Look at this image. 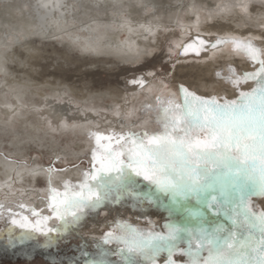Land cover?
Returning <instances> with one entry per match:
<instances>
[{
    "label": "rangeland",
    "instance_id": "1",
    "mask_svg": "<svg viewBox=\"0 0 264 264\" xmlns=\"http://www.w3.org/2000/svg\"><path fill=\"white\" fill-rule=\"evenodd\" d=\"M67 1L65 2L67 9L75 8L74 4L78 2V0H75V3L72 2L73 0ZM242 1L244 5H240ZM180 2L184 6L181 8V14L185 15L189 22H182L179 17L178 12L181 9L177 5ZM191 2H194L195 6L191 5ZM153 8L145 12L150 13ZM156 8L162 15L161 17L159 15L158 26L153 29L149 27V31L141 32L146 36L141 39L148 40L152 46L149 47L148 53L138 54L135 57L128 55L125 58L121 54L99 53L92 49L88 50L89 47L85 46L87 50H84L81 48V41L91 37V34H86V29L84 28L83 31L81 24L75 20L69 21L68 25L72 23L71 29H75L73 33L80 37L58 38L48 35L47 37L46 35L24 37L20 34L18 39L20 43L29 42L35 49L36 55L30 61L34 64L37 74L45 71V77L50 83L73 91L78 100L91 92L106 95L110 93L119 101L121 99H127L128 102L134 99L139 101L145 85L137 87L131 81L140 76L146 78L148 83L146 86L151 82L163 83L171 90H175L178 94L176 101L180 96L182 97L176 88V83L179 81L190 84L193 90L202 96L228 95L234 98V90L228 88L226 92L225 89L234 74L251 70L245 53L234 49L230 51L229 43L203 51L198 57L194 55L184 57L177 53L180 51V46L197 35L207 40H214L217 37L231 40L241 36H259L264 33V24L247 17L249 15L254 17V13H260L261 9H264V0H162ZM122 16L127 15L123 13ZM128 24L130 23L119 26L127 27L125 25ZM119 26L114 27L116 29ZM119 38L124 41L127 33L122 31ZM257 43L264 45V40H258ZM139 50L136 48V51L139 52ZM94 72H99V75L95 77L89 75ZM69 75L71 79H68ZM33 76L37 81L42 79L40 76L37 78L38 75L33 74ZM45 89L47 92L50 91V87ZM250 97L255 100V103L248 105L247 111L234 115L231 107L225 104L223 113H218L215 117L222 125L221 131L224 128H227L229 132L235 130L238 139L230 138L227 143L217 142L204 148L190 146L195 139L208 134L207 126L203 123V119L199 122H190L183 109H173L177 118L176 122L183 124L184 135L171 136L160 132L155 135L170 137V139L154 145L146 142L153 134L145 131L147 136L139 133L134 138L120 139L117 142L118 144L123 142V150L134 159L136 150L143 149L149 157L143 161L150 174L149 179H144L142 171L135 167L129 168L128 165L112 169L111 175L99 174V170L93 174L96 178L84 175L102 190L133 185L130 190L139 189L145 192L142 194L135 192V198L139 200L138 206V202L144 199L143 196L146 194L159 200L162 211L157 215L153 214L154 219L151 218L152 216L142 219L137 210L133 209L129 212L123 209L126 214L121 216L130 217L131 215L130 220H134L132 222L138 228L137 232L142 233L140 236H147L144 243L136 244L138 250L143 251L144 257L132 249L127 253L132 264H215L214 260L221 252L229 253L232 259L238 255L246 262L254 264V261H250L248 249L254 251L256 245L264 246V111L256 107L261 101L252 97L251 94ZM61 105L66 106L65 111L69 116L66 115L65 118L72 124L77 118L69 113L71 108L75 109L77 106L70 103L67 97L61 101ZM201 115L203 117L204 114L201 113ZM98 127V125L90 127V131L85 133L91 141H94L93 147H84L81 143H78L76 147L74 143L82 138L79 133L75 135L53 130L52 134L55 136L53 142L66 149L58 150V156L43 153L45 150L35 146H31L28 150V154L24 156L25 160L22 155H12L9 151L3 153L17 161L19 166L27 163L30 166L35 157L40 165L42 164V168L46 167V172L51 174L57 170L49 169L50 163H55L56 168L61 171L72 172L78 168L84 173L90 167L91 151H94L96 145L111 147L100 145L99 136L96 140L94 139L92 133L97 131ZM99 131L110 133L114 129L103 127ZM244 134H248L247 136L255 142L253 151L250 148L246 151L247 153L243 151L242 140H247V136L245 139L241 138ZM238 145H240L239 149ZM230 148H235V151H229ZM71 151L78 154L75 155ZM119 151L120 148L117 147L116 152ZM54 157H59V160H54ZM43 184L41 180L40 186L42 187ZM8 187L0 192V198L2 197L0 199V264H117L115 262H122L118 252L111 255L102 254L96 243L86 239L88 235L94 233L101 239L115 238L125 233V229L118 224H107L108 221L121 218L120 216L115 217L117 215L111 212L94 218L88 212H83L81 208L69 205L67 207L71 212L69 222L74 224L75 231L64 232L47 222V226L55 228L56 231L46 236L41 234L38 225H32L29 220L23 219V215L21 221L13 222V214H24L22 205L29 203L15 200L19 188ZM10 188L11 191L8 190ZM57 190L53 189L56 195H59ZM9 193L12 195L9 196ZM91 193V191L88 192L89 199L93 197ZM41 195L46 197L48 203V192ZM29 196L36 197L34 193ZM21 197L24 198L23 195ZM63 199L70 200V197H63ZM36 200L39 204H33L34 209L48 216L42 201L39 198ZM140 205L150 209L154 207L148 200ZM191 214L196 215L197 218L191 219L189 217ZM26 215L32 217L31 220L38 219L31 212ZM85 217H88L86 223ZM55 219L58 220V217ZM150 227H153L155 233H151ZM25 229L31 230L25 231ZM45 244L49 247H43ZM118 247L123 248L121 245ZM261 253L259 257L264 261V250ZM216 264L224 263L221 261ZM257 264H264V262L259 261Z\"/></svg>",
    "mask_w": 264,
    "mask_h": 264
},
{
    "label": "bare ground",
    "instance_id": "2",
    "mask_svg": "<svg viewBox=\"0 0 264 264\" xmlns=\"http://www.w3.org/2000/svg\"><path fill=\"white\" fill-rule=\"evenodd\" d=\"M66 1L67 0H44V3H41V0H0V192L6 190L8 186L19 188V192L16 193L17 196L15 195V200L26 201L29 203L27 205L29 207H33V204H37L36 198H39L43 203L42 205L45 206L46 213L58 217V220L54 218L48 223L64 232L67 230L75 231L73 227L74 224L69 222L71 220V212L69 208H67L69 205H75L81 208L83 212H88L89 215L91 214L90 216L94 218L100 214L104 216L105 214L113 212L117 215L115 217L120 216L121 218L108 221L107 224H118L125 229V233L119 237L104 239H101L99 235L94 233L88 235L86 239L96 243L102 254L111 255L114 252H118L122 262L118 261L115 263L132 264V260L127 256V253L132 249L143 256V251H139L136 244L144 243L147 236H140L142 233L140 234L137 232L138 228L133 224V219L131 218L132 220H130L131 215L130 217L121 215L126 214L124 211L125 209L129 210V212L135 209L137 213L141 215L142 219L147 216H152L151 218H153L155 217L153 214L157 215L158 212L162 211L159 206V200L154 199L150 194H144V199L142 198V202H138V206L137 201L139 200L135 198V195L136 193L142 194L145 192L139 189H135L136 191L134 189L130 190L133 185H123L117 188L102 190L100 186H96L92 181L88 180L84 176V173L78 168L74 169L72 172L60 170L58 172L54 171L55 173L51 174L46 172L47 169L45 170V165V168H42V164L40 165L35 157H33L34 160L30 166L27 162V164L19 166L20 164L18 165L17 161L7 157L3 153L4 151H9L12 155H22L24 157L28 154V150L31 146H35L41 150H45L43 153L50 156H58V150L63 149V151H65L66 149L59 147L58 143L53 142L55 140V136L52 134L53 130L69 132L75 135L79 133L82 135V138L78 139L75 143L73 142L76 144V147L78 143H81L84 147H93L94 141H91L85 133L90 131V127H94L95 125L99 126L97 128L98 130L103 127L114 129L120 139H126V137L128 139L131 137L134 138L136 135L138 136L139 133L145 136V131L153 135L159 134L160 132L167 133L171 136L177 134L184 135L181 124L177 122L175 125V132L164 126L166 117L162 109L171 107L172 104H175L178 94L175 90H171L163 83L151 82L149 85L143 86L144 89L139 101L136 99L131 102H128L127 99H121V101H119L116 96L114 97L110 93L106 95L105 93L96 94L91 92L88 93L86 97H82L78 100L73 91L67 88L66 90L62 89L60 85L50 83L45 77V71L37 74L34 64L30 61L36 55L35 49L32 48L29 42L20 43L18 39L20 34H23L24 37L34 35H46L47 37L48 35L58 38H65V36L75 38L79 35L73 33L75 29H71L72 23H70V26L68 25L69 21L75 20L81 24L80 26L83 31L84 28L86 29V34H91V37H87V39H80L82 40L80 44L82 46L81 48L84 50H87L85 47H89L88 50L92 49L99 53L121 54L125 58H127L128 55L135 57L138 56V54L148 53L149 47L152 46L148 40L141 39L146 37L141 32L143 30L149 31V27L153 29L158 26V21L162 15L159 13L160 10H158L156 6L162 0H78L77 4H74L75 0H73L72 2H74L75 8L71 9L66 8ZM87 2L88 4H86ZM193 3L191 2V5H194ZM247 4L248 3H246V5ZM93 5L98 6V8H95ZM240 5H244V2L242 1ZM151 7L154 8L150 13L148 11V13L145 12ZM177 7H179V9L183 8V3L180 2ZM261 10L260 13H254V17H252V15L247 17L252 21L255 20L258 23L264 24V9ZM181 11L182 9L178 14H180L179 17L182 22H189L185 15L181 14ZM68 13L70 15L67 16ZM123 13H126L127 16H122ZM177 18L178 17H176V19ZM218 18L220 17L218 16ZM127 22L130 23L125 25L127 27L119 26L120 24H127ZM112 24L119 27L115 29ZM122 31L127 33V38H125L124 41L119 38V34H121ZM10 39L12 41H10ZM73 43H75V41ZM97 46H99V48ZM136 48L140 49L139 52L136 51ZM33 74L38 75L37 78L40 76L42 79L37 81ZM47 87H50L49 92L45 89ZM106 96L108 98H106ZM66 97L70 100V103L77 106L75 109L70 107L71 110L69 114H74L73 117L77 118V120H72V126L67 128L61 123L62 121L70 122L69 119L65 118V116L68 115L67 111H65L66 106L61 105V101L66 99ZM79 104H81V106ZM72 111L78 113L75 114ZM168 123L171 125V121ZM129 133L135 135L129 137ZM247 135L244 134L241 138L243 137V139H245ZM241 144V147L244 148V152L249 151V148L253 151L256 146L255 142H253L249 136H247V140H242ZM239 146L240 145H238V149ZM234 149L230 148L229 151L232 152ZM71 153L75 155L78 154V152L75 151H71ZM41 180L44 183L42 187L40 186ZM12 182L13 184L11 185ZM65 184L69 185V190L64 195V198L70 197L71 201L68 199L66 200L71 203H69L66 208L58 209L57 212H53L46 202V197L41 194L47 193L49 188L58 189L62 192ZM75 185H79V187L76 188ZM8 190L11 191L12 189L10 188ZM89 191L92 192V199H89ZM33 193L36 197L29 196ZM10 195L12 194L9 193V196ZM21 195H23L24 198H22ZM146 200L153 204L154 207L152 206V209L140 205V203L142 204ZM104 204H107V207H103ZM97 209H99L98 214L96 211ZM23 213H25V211ZM61 216L63 219L60 218ZM191 216H189L191 219L197 218L196 215ZM47 225L46 223V226ZM150 229H152L150 230L151 233H155L153 227H150ZM119 245L123 246V248L119 249ZM256 248L254 250L255 252L248 249L250 261H254V264H257V262L259 263V261L264 262L262 261L263 259L259 257L262 250H264V246L256 245ZM206 259L203 260L206 261ZM214 261L215 264L217 262L221 263V261L224 264H250L249 261L246 262L243 257L236 255L235 258L232 259L229 253L222 252Z\"/></svg>",
    "mask_w": 264,
    "mask_h": 264
},
{
    "label": "snow or ice",
    "instance_id": "3",
    "mask_svg": "<svg viewBox=\"0 0 264 264\" xmlns=\"http://www.w3.org/2000/svg\"><path fill=\"white\" fill-rule=\"evenodd\" d=\"M41 3H44V0H41ZM46 6V5H45ZM258 40H264V33L259 36H241L233 38L231 40H225L220 37H217L214 40H207L203 37L197 35L184 45L180 46V51L177 55L187 57L189 55L200 56L203 51H207L210 48L222 46L225 43L230 44V51L237 50L246 54L248 58V63L251 66V70L244 71L242 74H234L233 77L229 79L228 87L225 91H228V88L233 89V97L230 98L228 95L223 96H202L198 94L197 91L193 90L190 84H187L183 81L176 83V88L179 93L182 94V97L176 101L175 104H172L171 107L163 108L165 114L164 126L165 128H170L173 132L176 131V116L173 112V109H183L185 111L188 121L199 122L201 119L204 120V124L207 126L208 134L202 136L199 139H195L194 143L190 146L197 148H204L209 145H214L217 142L227 143L229 139H238L237 133L235 130L229 132L227 128H224L221 131L222 125L219 120L215 119L218 113H223L225 104H228L234 115H238L241 112L247 111V106L254 104L255 100L250 97H255L261 101L260 104L256 107L264 111V45L258 44ZM155 59V57L153 58ZM167 71V66H165ZM89 75L95 77L99 75V72L89 73ZM70 78V75H69ZM131 83H134L137 87L147 84L145 77L140 76L138 78H133ZM195 101V103H194ZM151 107V106H145ZM203 113V117L201 115ZM171 121V125L168 123ZM62 125L67 128L72 126L68 121H62ZM183 124H181V129ZM94 139L96 140L97 136L100 137V145H110L111 147H99L96 145L94 151H91L90 167L87 171L84 172V175L93 176L99 170V174L111 175L112 169L122 168L124 165H128L129 168H137L144 173L143 178L149 179L150 174L144 166V159H148L143 149H137L135 152V159L133 156L129 155L123 150V142L117 143L120 140L119 135L114 131L110 133L101 132L99 130L92 133ZM123 135V134H121ZM135 134L129 133L128 136H134ZM147 136V134H144ZM165 139H170V137L157 136L153 135L146 142L148 144L159 145ZM127 140V137H126ZM117 147L120 148L119 152H116ZM131 147V146H130ZM97 153L99 154L97 156ZM54 160L58 161L59 157H54ZM49 169H55L59 171L60 169L56 168L55 163H50L48 165ZM93 178H96L93 176ZM76 188L79 185H75ZM64 190L59 192V195L49 188L47 201L51 208V211L57 212L58 209L65 208L71 203L63 199L64 195L69 190V185H64ZM25 210L24 214L15 213L13 214V222L21 221L22 215L23 219L30 221L32 225H38L41 231V234L48 235L53 231H56L55 228L51 226H46L47 222H50L52 219L56 218L54 216L48 215L44 216L41 211H37L34 208H29L27 205H22ZM103 207H107V204H104ZM97 214L99 209L96 210ZM31 212L33 216L38 217L36 220H31L26 214ZM63 219V217H60ZM85 223L88 221V217L84 218ZM31 229H25L29 231ZM43 247H49L48 244L43 245ZM175 259V257H174Z\"/></svg>",
    "mask_w": 264,
    "mask_h": 264
}]
</instances>
